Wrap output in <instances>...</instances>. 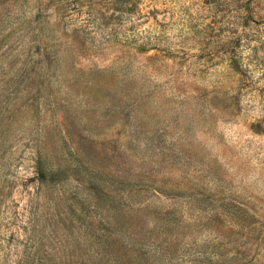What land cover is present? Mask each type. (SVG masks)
Segmentation results:
<instances>
[{
    "label": "rangeland",
    "instance_id": "rangeland-1",
    "mask_svg": "<svg viewBox=\"0 0 264 264\" xmlns=\"http://www.w3.org/2000/svg\"><path fill=\"white\" fill-rule=\"evenodd\" d=\"M121 247L264 264V0H0V264Z\"/></svg>",
    "mask_w": 264,
    "mask_h": 264
},
{
    "label": "trees",
    "instance_id": "trees-1",
    "mask_svg": "<svg viewBox=\"0 0 264 264\" xmlns=\"http://www.w3.org/2000/svg\"><path fill=\"white\" fill-rule=\"evenodd\" d=\"M52 163L53 167L54 168H57V170H61L63 165H65V167L68 164L67 160L64 158V161L63 159L60 157V155L57 156V160L53 161L50 156H48L47 154H42L39 156L38 160H37V170H38V178L40 180H45L46 177H47V174H48V170H49V167L46 166V163ZM64 170L61 172L63 173ZM54 177V176H53ZM124 216V219L122 218V220L119 218V227L122 228V229H126V228H129V222ZM168 225V224H167ZM118 251V259L120 261H122L123 264H129L132 262V258L129 259L127 258V255H126V252H125V249H123V247L121 248H118L117 249Z\"/></svg>",
    "mask_w": 264,
    "mask_h": 264
}]
</instances>
